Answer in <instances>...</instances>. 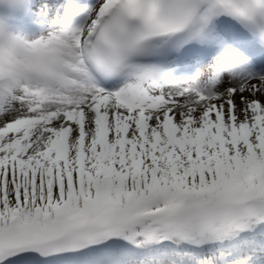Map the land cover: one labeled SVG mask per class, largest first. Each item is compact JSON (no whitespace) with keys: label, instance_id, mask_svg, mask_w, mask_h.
<instances>
[{"label":"snow or ice","instance_id":"1","mask_svg":"<svg viewBox=\"0 0 264 264\" xmlns=\"http://www.w3.org/2000/svg\"><path fill=\"white\" fill-rule=\"evenodd\" d=\"M0 264H264V0H0Z\"/></svg>","mask_w":264,"mask_h":264}]
</instances>
